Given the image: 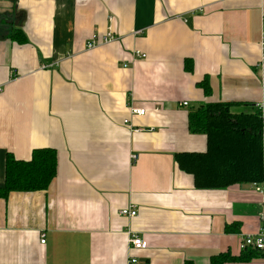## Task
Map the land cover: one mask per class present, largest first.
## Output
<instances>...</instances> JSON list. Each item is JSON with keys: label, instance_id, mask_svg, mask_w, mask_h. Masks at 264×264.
I'll return each instance as SVG.
<instances>
[{"label": "crops", "instance_id": "0c3cea01", "mask_svg": "<svg viewBox=\"0 0 264 264\" xmlns=\"http://www.w3.org/2000/svg\"><path fill=\"white\" fill-rule=\"evenodd\" d=\"M263 28L264 0H0V187L8 153L51 148L57 162L46 189L0 196V264L238 256L261 225L264 183L199 188L175 156L206 150L187 125L205 103L264 115ZM106 33L114 39L86 48ZM127 207L136 215L119 214ZM132 235L145 247H130Z\"/></svg>", "mask_w": 264, "mask_h": 264}, {"label": "trees", "instance_id": "16d2710c", "mask_svg": "<svg viewBox=\"0 0 264 264\" xmlns=\"http://www.w3.org/2000/svg\"><path fill=\"white\" fill-rule=\"evenodd\" d=\"M17 42L26 41L22 30H12ZM205 95L210 94L206 80L199 82ZM229 102L205 103L188 113L191 133L205 134L204 152L177 154L176 162L184 172L193 176L196 187L225 188L233 184L264 183V152L261 129L264 115L258 111L233 113ZM56 152L51 148L31 151L29 160H18L8 153L5 159L4 184L0 196L10 191L46 189L56 174ZM231 229L225 226V231ZM263 255L261 251L243 249L238 256L220 252L210 257V264L247 262Z\"/></svg>", "mask_w": 264, "mask_h": 264}, {"label": "built area", "instance_id": "2783aa9c", "mask_svg": "<svg viewBox=\"0 0 264 264\" xmlns=\"http://www.w3.org/2000/svg\"><path fill=\"white\" fill-rule=\"evenodd\" d=\"M113 39H114V36L111 33H106L102 38H99L97 35H92L86 42V48L90 49V48H93L99 45L100 43L112 41ZM260 48H261V54H260L259 64H264V28L261 32ZM133 53L135 57H145V54L141 53L139 50H134ZM182 104L186 105L187 102H183ZM144 113H145L144 107H138L134 104L130 105L129 107L130 115L140 116V115H144ZM123 122L128 125L130 124L129 118H125ZM134 130H138V129L134 128ZM261 137L262 139H264V126L261 129ZM131 158L134 160L136 157L135 155H132ZM255 189L257 191L264 192V185L256 186ZM119 214L124 215V216L133 217L136 215V210L132 207L122 208L119 210ZM260 219H261V225L256 233L246 234L243 237H241L240 242H239V248L241 250L247 249V248L258 250V251H261L262 254L264 255V212L260 215ZM128 241H129L130 247H134L138 249L144 248L146 245L145 242L140 237L135 236V235H132L131 237H129ZM40 243L41 244L45 243L44 234L41 235ZM135 262H136L135 258H128L120 264H133Z\"/></svg>", "mask_w": 264, "mask_h": 264}, {"label": "water", "instance_id": "95a60500", "mask_svg": "<svg viewBox=\"0 0 264 264\" xmlns=\"http://www.w3.org/2000/svg\"><path fill=\"white\" fill-rule=\"evenodd\" d=\"M263 152H264V139H263Z\"/></svg>", "mask_w": 264, "mask_h": 264}]
</instances>
